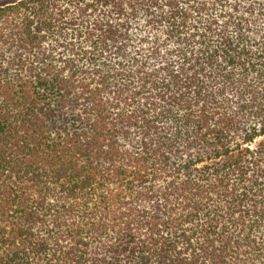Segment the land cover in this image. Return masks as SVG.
<instances>
[{"label":"trees","instance_id":"16d2710c","mask_svg":"<svg viewBox=\"0 0 264 264\" xmlns=\"http://www.w3.org/2000/svg\"><path fill=\"white\" fill-rule=\"evenodd\" d=\"M0 264H264V0H0Z\"/></svg>","mask_w":264,"mask_h":264}]
</instances>
